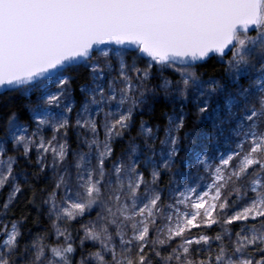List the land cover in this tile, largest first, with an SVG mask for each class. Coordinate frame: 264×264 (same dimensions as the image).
<instances>
[{
    "label": "snow or ice",
    "instance_id": "6c2138e0",
    "mask_svg": "<svg viewBox=\"0 0 264 264\" xmlns=\"http://www.w3.org/2000/svg\"><path fill=\"white\" fill-rule=\"evenodd\" d=\"M10 93L0 264H264V0H0ZM26 190L51 230L9 219Z\"/></svg>",
    "mask_w": 264,
    "mask_h": 264
},
{
    "label": "trees",
    "instance_id": "16d2710c",
    "mask_svg": "<svg viewBox=\"0 0 264 264\" xmlns=\"http://www.w3.org/2000/svg\"><path fill=\"white\" fill-rule=\"evenodd\" d=\"M212 64L213 62H209L208 67L206 69H201V70L206 71L207 74H211L213 72ZM25 103L26 101L15 93H10L7 95H0V112H5V111H8L9 109H14L17 107L23 108ZM185 111L188 113V115L186 117L187 127L184 131H188L192 134L191 139L194 140V143H192L191 146L194 145L193 147H195V143H197V140L199 139L196 136V134L201 132L202 123L198 122L196 110L194 106L190 104L185 109ZM170 112H171V105H169L166 101L158 103L155 106V114L153 116L149 117L148 115H144L143 117H139V116L137 117V125L139 124V120L142 118L144 120L149 121V124L154 129L157 124L163 126L164 124L167 123V116L165 114L166 113L170 114ZM73 116H74V113H73ZM24 119H26V117H22V120ZM131 135L136 136L137 135L136 131H133ZM160 135L162 137V132L160 133ZM72 139H75V137H73ZM188 145H189V141L185 140L183 142L182 147H186ZM126 146H127V138H125L122 144L114 145L117 153L120 152L122 147H126ZM183 155H184V152L181 151V156ZM33 159H34V154H33ZM178 165H180L179 162H178ZM166 180H167V177L165 178V182ZM32 183L35 184L37 188H43L41 180L40 181L34 180L32 181ZM30 196H31V193L26 190L25 195L20 197V199L14 205V215H10L9 219H18L21 216V214L27 215L28 220L26 224L24 225V227L27 229H31L32 235L43 232L45 230H51V224L48 221L46 214L43 211L38 213V210L35 206L27 203V200L30 198ZM5 199H6V189H3V191L0 194V202H3ZM94 214L95 213H93V215ZM73 225L76 228L79 227V225L76 224L75 222H73ZM233 227L237 228V226L235 225ZM209 234H212V232L210 231ZM50 239L52 241L55 240L54 234L52 237H50ZM86 247H91V242H88L86 244Z\"/></svg>",
    "mask_w": 264,
    "mask_h": 264
},
{
    "label": "rangeland",
    "instance_id": "374dc122",
    "mask_svg": "<svg viewBox=\"0 0 264 264\" xmlns=\"http://www.w3.org/2000/svg\"><path fill=\"white\" fill-rule=\"evenodd\" d=\"M167 102V101H166ZM170 105V104H169ZM211 131H212V125H211V123L210 122H208V123H203L202 124V130H201V132L202 133H204V134H208V133H211ZM200 132V133H201ZM50 133H46V135H49ZM73 140H75V139H73ZM200 144V138L197 140V143H195V147H197V145H199ZM194 146V145H193ZM192 146V147H193ZM72 147H75V143H73L72 144ZM216 147H218V148H220L221 150H223V145L222 144H217L216 145ZM34 154V157H35V153H33ZM178 167L181 169L180 171H182V172H187L188 170H187V168L186 167H184L183 165H178ZM196 173H197V169H196V167L194 166L193 168H192V171H191V173H190V175L191 176H193V177H195V175H196ZM201 174H203L202 172H201ZM177 179H179V177H177ZM42 181V185H43V187H45V182L43 181V180H41ZM184 182H187L186 180L184 181ZM3 189H6V198H7V196H8V194H9V191H10V187L9 186H5V188H3ZM3 189H0V194H1V192L3 191ZM49 221V220H48ZM50 222V221H49ZM218 230V229H217ZM88 242H86V244H87Z\"/></svg>",
    "mask_w": 264,
    "mask_h": 264
}]
</instances>
